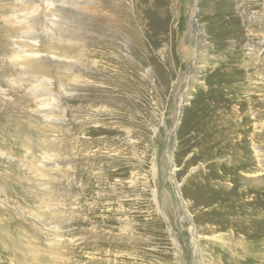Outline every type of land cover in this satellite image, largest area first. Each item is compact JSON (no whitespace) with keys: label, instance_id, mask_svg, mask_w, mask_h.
I'll return each mask as SVG.
<instances>
[{"label":"rangeland","instance_id":"374dc122","mask_svg":"<svg viewBox=\"0 0 264 264\" xmlns=\"http://www.w3.org/2000/svg\"><path fill=\"white\" fill-rule=\"evenodd\" d=\"M0 264H264V0H0Z\"/></svg>","mask_w":264,"mask_h":264},{"label":"bare ground","instance_id":"6f19581e","mask_svg":"<svg viewBox=\"0 0 264 264\" xmlns=\"http://www.w3.org/2000/svg\"><path fill=\"white\" fill-rule=\"evenodd\" d=\"M24 2V1H23ZM22 2V3H23ZM25 3V2H24ZM112 7V6H111ZM121 7V6H120ZM114 8V7H113ZM116 8L118 9L119 7H117L116 6ZM115 8V9H116ZM112 9V8H111ZM113 11V10H112ZM27 15H29V14H27ZM114 15V14H113ZM102 17H103V15H102ZM97 18H99V17H97ZM111 19V18H110ZM104 20V19H103ZM102 20V21H103ZM34 21V20H33ZM35 22V21H34ZM33 22V23H34ZM105 22V21H104ZM122 22V21H121ZM38 23V22H37ZM103 24V23H102ZM33 25V24H32ZM92 25V24H91ZM113 25H115V24H113ZM93 26H95V25H93ZM119 26V25H118ZM100 27V26H99ZM103 27V26H102ZM111 27H112V24H111ZM95 28H97V27H95ZM99 29V28H98ZM105 29V28H104ZM90 30V29H89ZM109 31V30H108ZM111 31V30H110ZM94 32V31H93ZM96 32V31H95ZM90 34V33H89ZM31 37V36H30ZM96 37V36H95ZM30 39H34V38H30ZM38 42V41H37ZM20 45V47H22V49H26L27 47H29V48H31V49H29L28 51L27 50H24L23 51V54L24 53H27L28 52V54H26L27 56H22L23 57V61H21L20 62V64H21V66L23 65V66H27V65H29L30 64V61H34V60H36V59H38V57H39V55L38 54H41L40 53V51L36 48L37 46H36V43L34 44V43H30V42H28V43H21V44H19ZM39 45V44H38ZM83 46V45H82ZM81 46V48H84V47H82ZM95 46V45H94ZM86 47V46H85ZM93 49V48H92ZM79 50V49H78ZM89 50V49H88ZM27 51V52H26ZM93 51V50H92ZM13 52V51H12ZM42 52V51H41ZM83 52H85L84 50H83ZM78 55H80V54H78ZM85 55V54H84ZM84 55H80L82 58H83V56ZM16 56V55H15ZM90 57V56H89ZM11 58H13V57H11ZM86 58V57H85ZM9 59V58H8ZM7 60V59H6ZM89 60H91V59H89ZM38 62V61H37ZM89 62H91V61H89ZM92 63V62H91ZM87 64V63H86ZM85 65V64H84ZM95 65V64H94ZM87 66V65H86ZM86 66H85V68H86ZM88 67V66H87ZM84 68V67H83ZM29 69V68H28ZM88 69V68H87ZM86 69V70H87ZM73 70V69H72ZM44 71V70H43ZM38 72H41V70H39ZM75 72V71H74ZM80 72V71H79ZM82 72V71H81ZM76 73H78V72H75L74 74H76ZM83 73V72H82ZM81 73V74H82ZM85 73V72H84ZM80 74H77V75H75V76H79ZM84 75V74H83ZM90 77V76H89ZM77 78V77H76ZM79 78V77H78ZM82 78V77H81ZM84 78V77H83ZM75 80V79H74ZM80 80V79H79ZM86 80H88V79H86ZM17 81V80H16ZM76 81H77V79H76ZM75 81V82H76ZM92 81V80H91ZM87 84H92V83H90V82H87ZM40 103V102H39ZM41 103H42V101H41ZM258 171H261V170H257V171H254L253 173H255V174H253L252 176H254L253 178L255 179L254 180V183H256V184H261V182L262 181H260L259 179H257V178H259V176L256 174V173H258Z\"/></svg>","mask_w":264,"mask_h":264}]
</instances>
